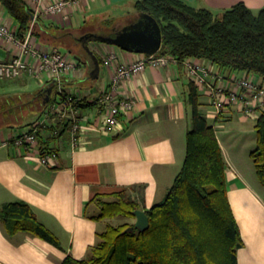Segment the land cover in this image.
I'll return each instance as SVG.
<instances>
[{"label":"crops","instance_id":"0c3cea01","mask_svg":"<svg viewBox=\"0 0 264 264\" xmlns=\"http://www.w3.org/2000/svg\"><path fill=\"white\" fill-rule=\"evenodd\" d=\"M23 1L36 16L33 26L40 33L35 37L38 46H57L67 54L72 53L70 46L79 44V59L67 54L76 66L63 84L81 99L83 107L79 110L84 119L80 143L72 148L68 126L47 115L53 106L55 88L46 75L41 79L28 74L0 78V205L15 200L27 202L60 244L26 231L8 235L0 220V264H61L67 255L85 257L97 240L96 233L113 218L121 217H91L98 208L94 202L86 203L95 194L125 189L140 199L143 210L165 196L185 157L186 133L191 124V80L176 61L161 67L147 64L118 85L119 95L134 97L136 106L130 116H120L115 131L105 133L100 128L103 107L99 97L105 88H110L115 69L104 60L112 51L120 63L145 53L99 40L85 44L89 52L81 37L97 33L95 25H113L118 31L122 19L127 20L126 25L137 21L141 13L135 8L136 0H71V4L53 13L46 12L45 7L55 0ZM184 1L214 12L239 1L253 10L264 7V0ZM0 23L17 34L18 22L1 3ZM19 53L17 42L0 38V61H9ZM198 92L199 108L211 119L227 164L228 198L243 240L237 262L264 264V185L250 157L255 146L242 144L237 151L225 148L217 129L225 128V121L231 120L233 113L215 117L206 95ZM201 95L206 100H200ZM32 123L41 124L43 140L49 141L48 148L56 154L51 166L41 165L28 156L24 147L14 143L19 132ZM49 124H58L59 133L52 135ZM125 218L122 222L135 221L134 217Z\"/></svg>","mask_w":264,"mask_h":264},{"label":"trees","instance_id":"16d2710c","mask_svg":"<svg viewBox=\"0 0 264 264\" xmlns=\"http://www.w3.org/2000/svg\"><path fill=\"white\" fill-rule=\"evenodd\" d=\"M0 3L18 22L17 35L23 37L32 24L33 11L23 0ZM134 5L139 13L152 15L160 26L162 42L155 53L175 58L182 67L185 58L198 57L226 75L232 71L251 73L264 84V7L253 10L239 1L214 12L184 0H136ZM32 33L40 35L35 26ZM53 87V105L62 104L68 94L76 98L65 87L61 93L56 85ZM199 96L198 88L190 81L191 124L186 133L184 161L165 196L145 209L149 227L125 232L134 222H108L96 233L97 240L85 257L67 255L61 264H238L237 250L243 240L228 198L227 164L214 126L199 108ZM76 106L83 107L81 99ZM47 115L68 126L52 108ZM254 126L256 145L250 157L264 185V111ZM41 133L39 128L40 152H52ZM91 202L98 208V213L91 215L96 219L134 217L133 210L142 206L140 199L125 189L97 193L86 206ZM0 220L8 235L26 231L60 246L25 201L0 205Z\"/></svg>","mask_w":264,"mask_h":264},{"label":"built area","instance_id":"2783aa9c","mask_svg":"<svg viewBox=\"0 0 264 264\" xmlns=\"http://www.w3.org/2000/svg\"><path fill=\"white\" fill-rule=\"evenodd\" d=\"M71 2L73 1L55 0L45 7V11L49 13L59 11ZM35 18L33 13V21ZM33 21L23 37H19L6 25L0 23V38L8 42L15 41L20 46L19 54L9 61H0V78L21 77L28 74L41 79L46 75L61 93L64 89V78L75 69L76 62L69 60L67 54L56 46H38L32 33ZM172 60L177 62L169 55L153 53L143 54L136 60L120 63L116 53L112 51L104 60L107 66H114L115 74L110 88H105L99 97L103 107L99 119L101 130L105 133L115 131L120 125V116H130L134 112L136 99L131 96H120L118 93V85L122 81L142 71L147 64L161 67ZM182 64L192 83L206 95L208 105L213 109L215 117L218 118L235 109L241 117L256 120L264 111V84L256 75L245 72L226 75L209 61L198 57L185 58ZM75 97L68 94L62 104L52 106L56 117L68 122L72 148H76L80 143L84 119L80 107L76 106L78 95L75 94ZM39 128H41L40 123L26 126L15 137L14 143L24 147L28 156L34 157L41 165L51 166L56 154L54 151L45 154L40 152ZM58 133L56 127L51 129L52 135Z\"/></svg>","mask_w":264,"mask_h":264},{"label":"water","instance_id":"95a60500","mask_svg":"<svg viewBox=\"0 0 264 264\" xmlns=\"http://www.w3.org/2000/svg\"><path fill=\"white\" fill-rule=\"evenodd\" d=\"M89 40H99L130 51L143 52L150 55L160 49L162 35L156 19L148 13H141L137 21L125 25L116 31L114 35L88 33L82 41L85 45ZM85 49L90 52L86 45ZM74 58L79 59L80 57L75 55ZM133 214L135 221L133 225H129L124 230L125 232L131 231L134 228L144 230L149 227V217L145 210L137 208L133 210Z\"/></svg>","mask_w":264,"mask_h":264},{"label":"rangeland","instance_id":"374dc122","mask_svg":"<svg viewBox=\"0 0 264 264\" xmlns=\"http://www.w3.org/2000/svg\"><path fill=\"white\" fill-rule=\"evenodd\" d=\"M121 27H124L127 24L126 19H122L120 21ZM94 30L99 34H111L114 31H116V28L112 26H101V25H95ZM81 45V44H80ZM79 44L76 42L72 45V53H67L69 56L71 54L76 55L78 54ZM63 51H65L64 48H62ZM200 100H206L205 97L201 95ZM230 113H233V118L229 121H225V128L223 129H217L219 133V137L221 141L223 142L225 148L228 147V149H234L237 151V149L242 144H247L248 146H255L256 145V130H255V119L250 118H243L241 117L240 113L237 112L235 109H233ZM208 121L211 123V119H208ZM125 217L120 218H113L111 220L112 223H120L123 220H125Z\"/></svg>","mask_w":264,"mask_h":264},{"label":"flooded vegetation","instance_id":"af4514ba","mask_svg":"<svg viewBox=\"0 0 264 264\" xmlns=\"http://www.w3.org/2000/svg\"><path fill=\"white\" fill-rule=\"evenodd\" d=\"M86 34H88V33H86ZM86 34H84V35L82 36L81 43H83L82 40L84 39V37H85Z\"/></svg>","mask_w":264,"mask_h":264}]
</instances>
